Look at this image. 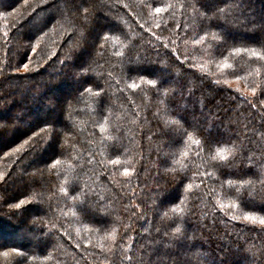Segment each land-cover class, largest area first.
I'll list each match as a JSON object with an SVG mask.
<instances>
[{"label":"trees","instance_id":"16d2710c","mask_svg":"<svg viewBox=\"0 0 264 264\" xmlns=\"http://www.w3.org/2000/svg\"><path fill=\"white\" fill-rule=\"evenodd\" d=\"M263 10L0 0V264H264Z\"/></svg>","mask_w":264,"mask_h":264},{"label":"rangeland","instance_id":"374dc122","mask_svg":"<svg viewBox=\"0 0 264 264\" xmlns=\"http://www.w3.org/2000/svg\"><path fill=\"white\" fill-rule=\"evenodd\" d=\"M264 11V10H263ZM232 85H239V82L238 81H235V82H231ZM19 232L21 234H25L27 237H30V234L27 232V230L25 229H20ZM32 232L35 233V230L32 228ZM36 234V233H35ZM13 236V235H12ZM18 237L20 238V235H18ZM16 238V237H15ZM14 236H13V239H15ZM20 242V241H19Z\"/></svg>","mask_w":264,"mask_h":264},{"label":"snow or ice","instance_id":"6c2138e0","mask_svg":"<svg viewBox=\"0 0 264 264\" xmlns=\"http://www.w3.org/2000/svg\"><path fill=\"white\" fill-rule=\"evenodd\" d=\"M157 11H159V9H157ZM262 223H264V221H262Z\"/></svg>","mask_w":264,"mask_h":264}]
</instances>
